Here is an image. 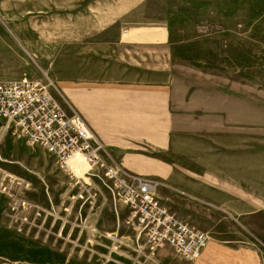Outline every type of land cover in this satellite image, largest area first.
Wrapping results in <instances>:
<instances>
[{"label":"rangeland","instance_id":"obj_1","mask_svg":"<svg viewBox=\"0 0 264 264\" xmlns=\"http://www.w3.org/2000/svg\"><path fill=\"white\" fill-rule=\"evenodd\" d=\"M128 18L167 23L174 38L187 42L181 53L189 72H203L213 88L226 89L228 123L243 121L227 129L229 144L245 148L258 136L264 147V0H0V80L40 79L65 109H75L60 92L66 72L60 57L73 65L77 42L89 44L92 32ZM2 127L0 120V264H201L167 246L152 256L139 249L136 231L124 222L126 208L117 215L102 196L82 204L42 149ZM172 206L208 241L249 256L257 243L251 224L222 209ZM18 215L27 219L22 226Z\"/></svg>","mask_w":264,"mask_h":264},{"label":"crops","instance_id":"obj_2","mask_svg":"<svg viewBox=\"0 0 264 264\" xmlns=\"http://www.w3.org/2000/svg\"><path fill=\"white\" fill-rule=\"evenodd\" d=\"M121 20L92 32L89 44L77 42L73 65L60 57L66 70L60 92L74 100L75 110L116 160L159 183L167 207L201 203L252 225L257 243L251 242L250 256L209 240L196 261L264 264V147L259 137L245 148L229 144L227 129L243 127V121L228 123L226 89L213 88L203 72H189L181 53L187 42L174 38L167 23Z\"/></svg>","mask_w":264,"mask_h":264},{"label":"built area","instance_id":"obj_3","mask_svg":"<svg viewBox=\"0 0 264 264\" xmlns=\"http://www.w3.org/2000/svg\"><path fill=\"white\" fill-rule=\"evenodd\" d=\"M0 120L3 133L29 148L42 149L54 161L68 177L69 187L77 188L82 204L102 196L117 215V210L126 208L125 225L136 231L138 247L148 255L164 246L187 261L203 253L206 233L179 219L162 202L159 183L116 160L82 115L60 104L48 83L28 77L0 80ZM17 219L20 226L27 221L19 215Z\"/></svg>","mask_w":264,"mask_h":264}]
</instances>
